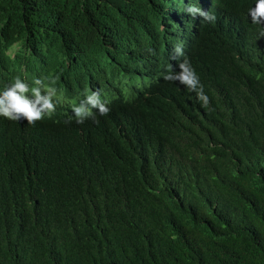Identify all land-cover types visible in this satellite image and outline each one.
Instances as JSON below:
<instances>
[{
    "label": "trees",
    "instance_id": "obj_1",
    "mask_svg": "<svg viewBox=\"0 0 264 264\" xmlns=\"http://www.w3.org/2000/svg\"><path fill=\"white\" fill-rule=\"evenodd\" d=\"M195 2L0 0V90L46 78L63 97L35 127L0 117V264H264L255 0H203L214 23ZM231 30L250 45L235 59ZM185 58L207 107L163 78ZM95 90L109 115L77 124Z\"/></svg>",
    "mask_w": 264,
    "mask_h": 264
},
{
    "label": "clouds",
    "instance_id": "obj_2",
    "mask_svg": "<svg viewBox=\"0 0 264 264\" xmlns=\"http://www.w3.org/2000/svg\"><path fill=\"white\" fill-rule=\"evenodd\" d=\"M202 3L203 0H196L194 5H187L186 13L191 15L192 23L198 16L204 21L214 23L216 20L214 14L197 7ZM248 16L251 18V23L259 27V36L264 37V0H255L254 6L248 9ZM230 32L233 38L229 44H226V53L229 59H235L248 50L250 45L243 34H238L235 30ZM149 52L155 55L154 49H149ZM171 53H173L172 60L183 57L185 55L183 43L176 44L174 48L171 47ZM178 67V72L170 70L164 75V80L178 83L187 90L195 92L201 105L207 107L210 103L209 97L204 92V85L191 62L185 58L178 64ZM62 103V95L46 83V78H35L30 85L20 76H16L10 84L0 90V117L17 122L26 120L27 125L35 127L45 118L52 119ZM108 103L102 99L100 90L86 92L78 104L72 105L71 110L75 122L82 125L91 120L98 124L97 114L107 116L111 111ZM64 123L71 124L72 117H69Z\"/></svg>",
    "mask_w": 264,
    "mask_h": 264
}]
</instances>
